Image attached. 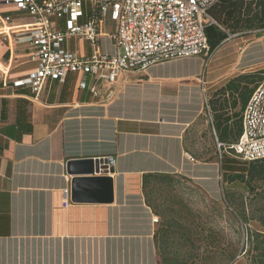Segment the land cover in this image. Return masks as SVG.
Returning <instances> with one entry per match:
<instances>
[{"label": "crops", "instance_id": "0c3cea01", "mask_svg": "<svg viewBox=\"0 0 264 264\" xmlns=\"http://www.w3.org/2000/svg\"><path fill=\"white\" fill-rule=\"evenodd\" d=\"M32 24L0 4V264H160L161 226L146 183L180 176L210 199L223 198L218 158L197 160L185 148L200 120L213 132L199 79L210 97L233 77L264 70V30L238 48L224 41L206 70L201 56L178 58L113 83L87 79L84 90L69 74L35 95L12 86L36 67L23 33ZM99 45L114 54L110 38ZM64 47L89 53L80 39ZM88 159L106 162L105 173L67 174L69 161Z\"/></svg>", "mask_w": 264, "mask_h": 264}, {"label": "built area", "instance_id": "2783aa9c", "mask_svg": "<svg viewBox=\"0 0 264 264\" xmlns=\"http://www.w3.org/2000/svg\"><path fill=\"white\" fill-rule=\"evenodd\" d=\"M215 1L43 0L38 3L35 0H0L1 5L33 19V24L23 33L28 34L30 61L36 67L24 78L14 81L12 86L28 87L37 95L47 81L64 83L71 74L76 76L77 87L84 90L87 79L113 83L122 73L144 70L173 59L199 56L203 58V70H206L213 52L224 41L236 37L229 35L210 51L206 30L218 26L208 15ZM106 21L111 23V29L104 33L102 27ZM103 37L112 40L114 54L100 49ZM70 39L86 42L88 55L78 56L68 51L64 43ZM199 84L205 113L210 117L203 76ZM90 92L97 96L94 87H90ZM240 128L238 139L229 146L216 140L219 158L225 153L241 162L264 159V80L257 84L246 102Z\"/></svg>", "mask_w": 264, "mask_h": 264}, {"label": "rangeland", "instance_id": "374dc122", "mask_svg": "<svg viewBox=\"0 0 264 264\" xmlns=\"http://www.w3.org/2000/svg\"><path fill=\"white\" fill-rule=\"evenodd\" d=\"M258 31L263 30L236 36L223 46L241 47ZM227 38L220 37L219 42ZM215 41L212 37L208 46ZM185 148L194 159L217 157L220 161L215 137L204 119L189 133ZM144 194L160 221L157 234L160 264H229L234 258L254 264L253 259L257 261L261 256L260 250L255 249L258 242L254 241L258 223L251 218L264 214L259 211L264 208V196L252 197L242 184H226L223 198L215 201L187 179L171 176L148 180Z\"/></svg>", "mask_w": 264, "mask_h": 264}, {"label": "trees", "instance_id": "16d2710c", "mask_svg": "<svg viewBox=\"0 0 264 264\" xmlns=\"http://www.w3.org/2000/svg\"><path fill=\"white\" fill-rule=\"evenodd\" d=\"M208 15L222 29L218 26H210L206 30L208 41L212 37L216 40L215 44L209 42L211 52L221 44L220 37L244 36L254 30H264V0L252 2L216 0L209 8ZM262 80H264V70L238 75L215 90L209 97L211 126L217 142L227 147L238 139L243 108L254 88ZM220 163L223 171V185L240 183L245 186L252 197L261 196V199L263 198L264 159L255 162H238L222 153ZM259 211L264 212V208ZM242 215H244L243 211ZM251 220L258 223L254 241L259 243L255 249L260 250L261 254L257 261L253 259V263L264 264V214L257 219L256 217L251 218Z\"/></svg>", "mask_w": 264, "mask_h": 264}, {"label": "water", "instance_id": "95a60500", "mask_svg": "<svg viewBox=\"0 0 264 264\" xmlns=\"http://www.w3.org/2000/svg\"><path fill=\"white\" fill-rule=\"evenodd\" d=\"M105 163L106 162H103V160H92V159L69 161L66 165V172L68 175H93L94 173H100L101 171H104L105 173V169H106V166L104 165ZM84 181H93V180H84ZM106 181H108L110 184V179ZM76 184H79V182H77ZM102 190L104 191L103 187ZM76 191H77V187H75V193Z\"/></svg>", "mask_w": 264, "mask_h": 264}]
</instances>
